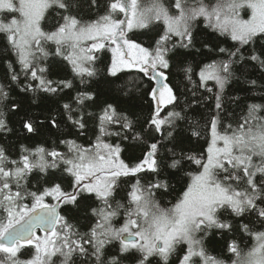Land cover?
I'll return each mask as SVG.
<instances>
[{
	"label": "snow or ice",
	"instance_id": "obj_1",
	"mask_svg": "<svg viewBox=\"0 0 264 264\" xmlns=\"http://www.w3.org/2000/svg\"><path fill=\"white\" fill-rule=\"evenodd\" d=\"M198 22L237 46L203 44L223 58L200 67L197 81L182 57L195 48ZM134 30L151 34L148 46L130 38ZM0 37L13 56L0 78V264H264V102L245 100L237 117L225 100L241 76L250 88L264 87L237 75L247 64L264 73V0H0ZM105 50L112 56L102 70ZM178 62L193 97L182 106L168 82ZM125 70L150 85L143 121L94 87L102 71L118 78ZM17 88L25 95L11 96ZM200 89L212 95L198 97ZM45 98L59 107L49 105L41 119L30 109ZM209 99L205 152L177 151L178 121ZM229 99L239 106L242 97ZM61 125L78 137L91 130L88 145L21 142L48 129L68 137ZM123 142L146 149L138 162L121 158ZM185 165L197 171L185 172L183 190L165 199L175 187L168 173ZM65 207L82 210L79 227L61 214ZM214 239L223 242L218 255L209 248Z\"/></svg>",
	"mask_w": 264,
	"mask_h": 264
},
{
	"label": "trees",
	"instance_id": "obj_2",
	"mask_svg": "<svg viewBox=\"0 0 264 264\" xmlns=\"http://www.w3.org/2000/svg\"><path fill=\"white\" fill-rule=\"evenodd\" d=\"M101 4L104 3V0H100ZM102 11V10H101ZM93 17L95 13L91 14ZM52 15L48 16V22H51ZM130 38L137 40V42L145 43V46H148V42L151 40V34H146L143 30H134L133 33H130ZM195 35V48L191 49L184 53V56L182 57L183 61L187 64H190L193 67L194 75L193 79L198 81L197 76L195 75V72H198L200 67H202L204 64L210 63L214 59H220L223 57L218 56L215 51L209 52L208 49H205L203 47V44L207 43L211 46L212 49H216L217 47H226V48H234L236 45V42L231 41L227 37L220 36L218 33H214L209 29H206L202 22H198ZM257 50H259L260 45L257 44ZM197 49L199 51H197ZM184 52V50H181ZM245 51V54L247 55L248 52L246 49L242 50ZM111 52L108 50H105L100 54V61L97 64V67L100 69H104L107 64L111 61ZM5 59H13V56L11 53L5 52L4 50V41L3 38L0 37V78L3 77V74L5 72ZM241 72L246 73L247 78L249 79H256L258 82V85H264V73H261L258 68H255L251 64L245 65L243 68L237 69V75L239 76ZM171 86L176 91L177 95L180 97V105H184L186 103L185 98H187V101H191L193 97L191 96V92L189 89L191 88V85L188 84V82L185 80L184 74H183V65L179 62L177 64H174L172 69L170 70L169 75V81ZM141 83L140 74L136 72L135 70H125L124 72L118 73L117 77H106L101 72L100 76L97 78L96 81H94V87L99 89L104 93L103 99H107L109 102H115L119 107L128 110L130 112H135L137 116L140 117L141 121H143L144 118H146L151 109L149 107L150 101L148 98L144 95V93L147 91V88L150 87L148 81L145 79L143 80V86H139ZM208 87L213 88V93L215 92V85L213 82H208ZM79 87H83L82 85ZM264 92V87H256V88H250L249 85L245 83V78L241 76L239 80H234L231 84H229L225 89V100H226V107L229 113L234 114V116L242 115L243 113V105L245 103V100L251 101L252 98H255L256 102H264L259 99L260 94ZM127 93V94H125ZM18 94L25 95L22 93H19V89H15L11 93V96L17 97ZM71 95H75V92H71ZM211 93H208L204 89H200L198 92V97H209L211 96ZM241 96L242 99L240 101L239 106L232 104L231 100L229 98L233 96ZM27 100L26 102L28 104H31V94H26ZM67 102V101H61V103ZM51 105L52 108L56 109L59 107L58 104L54 102V99L45 98V100L38 102L35 105H31V111H33L36 115H40L42 112H46L47 107ZM213 107V101L209 99L206 103L202 102L200 105H194L192 108L186 110V119L182 121H178V128L177 133H179V146L177 147V151H185L190 152L196 155H200L201 153H204L207 146H208V140L209 136L204 131L203 126L207 122L209 117V111ZM94 110V109H90ZM168 109H165L167 111ZM177 111L181 110V107L176 108ZM54 115H57L56 112L53 113ZM163 115V113H162ZM40 118L43 119V116L40 115ZM15 121L16 116L10 115V126L15 127ZM198 121L199 125L197 127V130L201 131L200 137H194L191 135V130L193 127V123ZM228 122H232L235 124V119H232ZM61 128L64 132L71 131V134L68 137H65L61 135L56 129H48L45 130L41 136L33 137L32 139H25L21 142L32 145L34 143H41L44 140H47L49 144H51L53 141L57 140V138L64 139V138H71V139H77V142L80 144H83L85 146L89 143V137L92 136V131L86 133L83 137H78L75 130H69L66 126L61 125ZM159 138V136H158ZM8 140H10L13 144L17 143V138L11 134L7 137ZM4 139H0V143H4ZM112 143L118 142L116 138L111 139ZM152 142V141H150ZM167 147H172L173 145L170 143H167ZM122 147L125 149L122 154L121 158L125 160V162L128 163H134L138 162L139 159L142 158L144 151L146 149L136 146L134 144H130L129 142H123ZM60 150L65 151L63 145H59ZM162 158L166 160V155L162 154ZM167 171V170H166ZM197 171L196 166L194 165H185L184 170L181 173H168L172 179L171 183L175 186L174 190L171 191L170 194L165 196V199L172 200L174 196L178 195L180 191L183 190V187L186 183L189 181V177L184 175L185 172L195 173ZM146 179H151V176L148 175ZM32 183L36 184L39 181V177L37 174H33L31 177ZM67 183V181H65ZM61 214L68 217V219L76 223L77 226H80V222H82V210H75L70 208H62ZM119 226V224H117ZM83 231L84 229L81 228ZM239 238V237H238ZM243 241L247 244H251V241L247 240V238H243ZM223 246V242H217L215 239L212 241V243L209 245V248L212 252V254H220L221 249ZM244 246V243L242 242V247ZM227 258V257H223Z\"/></svg>",
	"mask_w": 264,
	"mask_h": 264
}]
</instances>
